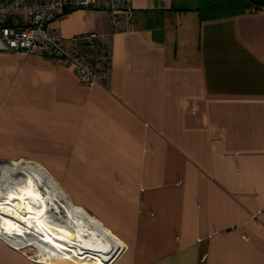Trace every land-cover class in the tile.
<instances>
[{
  "label": "crops",
  "instance_id": "1",
  "mask_svg": "<svg viewBox=\"0 0 264 264\" xmlns=\"http://www.w3.org/2000/svg\"><path fill=\"white\" fill-rule=\"evenodd\" d=\"M131 3L125 31L94 6L49 24L91 61L83 37L106 39L92 87L53 57L0 51V164L39 165L122 240L102 264L123 248L113 264H264V13ZM0 264L42 263L0 239Z\"/></svg>",
  "mask_w": 264,
  "mask_h": 264
},
{
  "label": "bare ground",
  "instance_id": "2",
  "mask_svg": "<svg viewBox=\"0 0 264 264\" xmlns=\"http://www.w3.org/2000/svg\"><path fill=\"white\" fill-rule=\"evenodd\" d=\"M65 196L35 163L2 166L0 233L17 248L35 247L39 263L107 261L121 240Z\"/></svg>",
  "mask_w": 264,
  "mask_h": 264
},
{
  "label": "built area",
  "instance_id": "3",
  "mask_svg": "<svg viewBox=\"0 0 264 264\" xmlns=\"http://www.w3.org/2000/svg\"><path fill=\"white\" fill-rule=\"evenodd\" d=\"M92 6L108 14L112 34L128 30L132 18L131 0H0V51L53 57L70 68L80 85L92 87L104 78L110 66L111 53L106 39L95 32L83 37L85 44L94 50L91 61L75 48H67L59 33L49 27L62 10ZM251 11L264 13V4L255 5ZM21 16L28 18V25L12 26V21ZM0 239L20 250L1 233Z\"/></svg>",
  "mask_w": 264,
  "mask_h": 264
},
{
  "label": "rangeland",
  "instance_id": "4",
  "mask_svg": "<svg viewBox=\"0 0 264 264\" xmlns=\"http://www.w3.org/2000/svg\"><path fill=\"white\" fill-rule=\"evenodd\" d=\"M19 162H22V161H16V162H8V163H2V164H0V168L2 167V166H4V165H7V164H16V163H19ZM28 162H30V161H28ZM33 163V162H32ZM54 181V180H53ZM65 195V194H64ZM68 200H69V198L67 197V196H65ZM122 241V240H121ZM123 242V241H122ZM124 243V242H123ZM20 249V248H19ZM124 249L125 248H123L122 249V251H121V253L118 255V257L116 258V260L119 258V256L123 253V251H124ZM20 251H22L26 256H28L30 259H32V260H34V261H37L38 262V260H40V257L38 256V250L34 247L33 248V246H28V247H25V248H23V249H20ZM115 260V261H116ZM114 261V262H115ZM106 261H104V262H97V261H95L94 263H92V264H102V263H105ZM113 262V263H114ZM112 263V264H113ZM42 264H47V263H42Z\"/></svg>",
  "mask_w": 264,
  "mask_h": 264
},
{
  "label": "water",
  "instance_id": "5",
  "mask_svg": "<svg viewBox=\"0 0 264 264\" xmlns=\"http://www.w3.org/2000/svg\"><path fill=\"white\" fill-rule=\"evenodd\" d=\"M248 2L252 3L254 5H262V4H264V0H248ZM121 250L122 249H120V251H118L117 253L114 254V256L109 260V264H112L116 260L118 255L121 253Z\"/></svg>",
  "mask_w": 264,
  "mask_h": 264
}]
</instances>
